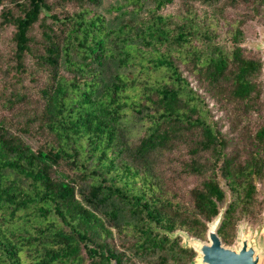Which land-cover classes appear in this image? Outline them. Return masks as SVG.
<instances>
[{"label": "trees", "instance_id": "trees-1", "mask_svg": "<svg viewBox=\"0 0 264 264\" xmlns=\"http://www.w3.org/2000/svg\"><path fill=\"white\" fill-rule=\"evenodd\" d=\"M261 20L264 0H0V264H195L179 232L260 221ZM211 101L235 130L259 116L243 152Z\"/></svg>", "mask_w": 264, "mask_h": 264}, {"label": "rangeland", "instance_id": "rangeland-1", "mask_svg": "<svg viewBox=\"0 0 264 264\" xmlns=\"http://www.w3.org/2000/svg\"><path fill=\"white\" fill-rule=\"evenodd\" d=\"M115 0H105L106 3L113 2ZM180 3L179 1L175 3V5L171 8H169L167 11H173L176 10L179 7ZM230 15L235 16L236 13H234V10H229L228 12ZM227 26L223 25L222 35H225V30ZM10 34L9 32L5 31L3 33V40L4 42L9 41ZM245 44L249 48H253L255 50H258L263 53L264 58V20L261 21H252L248 23L245 26ZM211 106L214 107L213 113L215 114V118L221 122V125H223V130L226 134H228V137L231 139L232 144L237 142V147L234 145L232 148H237L238 151L243 152L244 147L246 146V143L249 139V131L251 129V126L255 124L259 120V116L257 114H254L253 116L249 117V119L242 123V125H248V127L243 130L241 127L237 130L232 128L231 122H232V116L228 110L220 109L218 104H215L214 101H211ZM243 154V153H242ZM260 198L264 199V186L262 187ZM186 233V232H183ZM248 235L251 234V241L255 244L256 247L260 248V254L261 259L258 264H264V213L263 218L260 221L254 220V219H246L243 220L239 227V234L238 238L232 245H226L228 247L237 248L241 244V237L242 234ZM183 238V242L186 244L187 242H190L189 238L186 237V235H181ZM205 241H208L207 239H203ZM224 243V242H223ZM199 260V253L196 258V263H198Z\"/></svg>", "mask_w": 264, "mask_h": 264}, {"label": "water", "instance_id": "water-1", "mask_svg": "<svg viewBox=\"0 0 264 264\" xmlns=\"http://www.w3.org/2000/svg\"><path fill=\"white\" fill-rule=\"evenodd\" d=\"M223 212L209 223L208 241L186 235L190 242L185 245L193 247L199 253V264H258L261 259L260 248L251 241V234H242L241 244L237 248L228 247L223 243L218 229L222 220Z\"/></svg>", "mask_w": 264, "mask_h": 264}]
</instances>
